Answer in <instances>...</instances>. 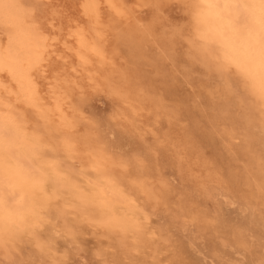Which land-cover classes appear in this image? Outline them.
<instances>
[{"label":"clouds","instance_id":"clouds-1","mask_svg":"<svg viewBox=\"0 0 264 264\" xmlns=\"http://www.w3.org/2000/svg\"><path fill=\"white\" fill-rule=\"evenodd\" d=\"M0 264H264V0H0Z\"/></svg>","mask_w":264,"mask_h":264}]
</instances>
